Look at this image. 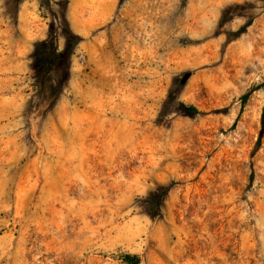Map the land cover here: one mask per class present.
Here are the masks:
<instances>
[{"label": "rangeland", "instance_id": "rangeland-1", "mask_svg": "<svg viewBox=\"0 0 264 264\" xmlns=\"http://www.w3.org/2000/svg\"><path fill=\"white\" fill-rule=\"evenodd\" d=\"M49 2L0 0V264H264V0Z\"/></svg>", "mask_w": 264, "mask_h": 264}, {"label": "trees", "instance_id": "trees-1", "mask_svg": "<svg viewBox=\"0 0 264 264\" xmlns=\"http://www.w3.org/2000/svg\"><path fill=\"white\" fill-rule=\"evenodd\" d=\"M46 1L48 4H50L49 0H46ZM65 34H66L67 40H66V45H65L64 49L60 52H57V53L55 52V50L52 51L53 57L61 59V58L68 56L73 51L74 45H75L76 35L69 27H66ZM46 43L53 44V37L49 36L48 39H46ZM36 71L38 73H40L41 69L37 67ZM260 89L264 90V82L252 87L249 91H247L242 96V105L244 106V104L249 100L251 94L254 91L260 90ZM184 111L187 112L188 114H198V113L202 112L201 110H199L194 105H188V106L185 105ZM263 139H264V106L262 108V114H261V119H260V130H259V134H258V138H257L256 144H255L253 154H255L260 149L261 144L263 142ZM124 258L126 259L128 264H140V262H141L140 257L138 255L127 254L124 256Z\"/></svg>", "mask_w": 264, "mask_h": 264}]
</instances>
